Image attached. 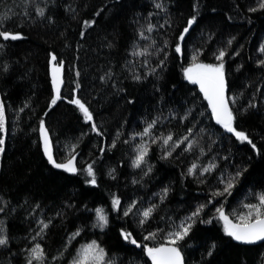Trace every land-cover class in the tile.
Segmentation results:
<instances>
[{"label": "trees", "instance_id": "trees-1", "mask_svg": "<svg viewBox=\"0 0 264 264\" xmlns=\"http://www.w3.org/2000/svg\"><path fill=\"white\" fill-rule=\"evenodd\" d=\"M259 3L0 0V27L24 37L5 42L0 51L6 128L5 151L0 153V228L8 240L0 246V264H27L28 251L36 243L44 250L45 264H72L78 251L93 241L110 264H152L143 245H166L169 234L187 223L192 224L189 235L179 242L184 264H264V242L237 243L225 234L216 213L223 207L235 223L247 213L245 205L258 204L264 194V9ZM39 8L43 16L36 14ZM194 15L196 22L179 41ZM85 21L91 26L85 27ZM149 24L154 26L151 32ZM177 43L181 53L175 51ZM221 50L233 126L255 143V150L216 123L200 86L184 77V69L194 62L219 64ZM50 54L64 61V99L51 108ZM74 94L89 107L92 122H85L68 102ZM157 118L152 136H188L194 147L185 151V142L164 158L161 142L144 137L146 162L133 167L142 142L136 134ZM41 120L54 159L64 163L74 156L76 173L48 162ZM193 164L197 167L189 174ZM213 164L210 172L201 174ZM88 165L93 166L95 185L88 183ZM237 171L241 175L234 179L231 193L215 195ZM114 197L121 202L120 210L113 208ZM153 205L141 225L139 213ZM201 205L203 211L189 221ZM97 209L108 219L103 229L94 227ZM41 222L48 228L38 236ZM122 231L141 246L126 241ZM150 234L154 238L145 239Z\"/></svg>", "mask_w": 264, "mask_h": 264}, {"label": "snow or ice", "instance_id": "snow-or-ice-1", "mask_svg": "<svg viewBox=\"0 0 264 264\" xmlns=\"http://www.w3.org/2000/svg\"><path fill=\"white\" fill-rule=\"evenodd\" d=\"M156 8H162V4L156 3ZM259 9H264V0H260ZM258 9H250V11H256ZM36 14L38 16L44 15V9L39 8L37 9ZM196 22V16H192L187 21V26L183 29L182 33L178 37L179 41H183L185 39V34L189 32V29L192 25ZM85 27H90L91 22L85 21ZM153 25L149 24L147 31L151 32L153 30ZM81 35L83 36L84 33L82 32ZM141 38L146 39L144 37L143 32L140 33ZM23 35L21 32H13L0 27V51H3L5 47V42H15L18 40L23 39ZM231 43V41H229ZM175 51L177 53L182 52V48L180 43H177L175 46ZM264 52V48L261 49ZM134 55H143L144 52L142 51H135ZM225 56V52L221 50L219 54L216 56V59L220 61L219 64H204V63H193L189 67L184 69V77L189 82L193 84H198L200 86V91L204 94L205 99L208 100L209 106L212 110L213 117L216 120L217 124H220L227 132L233 133L235 137L241 142H247L252 146L255 150L256 145L249 139V137L243 132L238 131L234 126L235 116L233 114V110L230 107V101L226 98L225 95V73H224V64L223 58ZM193 60H196V56L193 57ZM51 65L50 74H51V85L53 90V96L50 100L49 107H53L57 104L58 101L64 99L61 94V88L64 83L63 79V68H64V61L58 59L56 54H50V61ZM163 63V61H161ZM260 63L264 65V60H261ZM7 70V69H5ZM152 71H155L153 69ZM79 75V73H77ZM141 77L135 76L134 79L139 80ZM103 80L104 78L101 77ZM79 88V84L76 85ZM69 103L75 105L79 111L83 114V118L85 122H92L93 121V114L89 110V107L86 106L84 102L81 101L75 94L71 99L68 100ZM234 103V101H232ZM22 110V109H21ZM159 118L152 120L147 126L144 128L142 133H137L136 135L141 137L142 142L136 148V156L135 159L132 161V166L139 168L142 164L146 162V157L148 155V146L147 142L143 139L144 137H152V143H156L157 140L161 142V147L164 148V158H167L172 154L173 151L177 147H180L181 144L187 142V147L184 149L185 151H191L194 147L192 141L189 140L188 136H185L183 140H174L173 134L169 133L167 135H161L160 137L152 136V130L154 126L158 123ZM92 131H97V125L95 123L91 124ZM6 131L5 128V105L0 103V153L5 151V139L3 133ZM191 129H189V133H191ZM39 132L42 142V147L45 156L48 159V162L53 165V167L57 169H63L69 173H76L78 170L74 164L75 157L68 159L64 163L57 162L54 159L51 143L49 139V131L45 126L44 120L40 121ZM99 134V133H98ZM127 142V141H126ZM197 165L193 164L191 168H189V174H192L194 169H196ZM215 165H210L203 169L202 173L210 172ZM151 171V169H149ZM86 173L88 177L91 179L88 183L95 185L96 184V177L95 172L93 170L92 165H88L86 169ZM147 175V173H145ZM241 175L240 171H237L235 177L229 179L225 184L223 192H217L215 195H224L230 194L231 189L233 188V181L236 177ZM167 190L164 191L161 199L166 197ZM259 203L258 204H247L245 207L248 209L246 214L239 215L237 217V222H233L232 219L229 218L227 214H225L223 207L217 208L216 213L218 214V219L223 222L224 232L226 235L232 237L234 240L244 243V244H254L260 241H264V194L259 195L258 197ZM210 203V202H209ZM113 208L115 210H120V200L118 198H113L112 200ZM135 206V202L132 206L124 210V215H129L132 212L133 207ZM204 205H201L197 208L195 212L192 213V216L188 218L189 221L193 220V218L198 217L200 213L204 209ZM155 205L152 207L147 208L142 213L143 219L140 220V224H144L145 221L151 216L152 212L154 211ZM2 211V209H0ZM96 217L97 223L94 224V227H99L103 229L107 226L108 219L107 216L104 214L103 209L96 210ZM203 222V221H202ZM210 223L211 221H207ZM42 223V227L40 232L37 235H42L45 229L48 228L47 223ZM192 224L187 223L182 224L176 231L169 234L167 237V244L161 245L160 247H148L147 245H143L144 251L147 256L151 259L152 264H184V258L181 254V249L179 247V242L183 241L185 237L189 235L191 230ZM75 235H79L77 232ZM121 236L130 243L137 245L140 247L141 245L137 244V241L132 238V234L129 232H121ZM75 238V236H73ZM154 238V234H150L146 236L145 239ZM8 240L6 235L3 233V229L0 228V246L7 245ZM214 247V245H213ZM211 255V252H209ZM45 253L44 250L41 248L39 243H36L34 247H32L28 251V259L27 264H45ZM55 259V257L53 258ZM72 264H110V262L105 261V251L103 248L99 247L95 241L90 244L84 245L77 253V256L73 259Z\"/></svg>", "mask_w": 264, "mask_h": 264}, {"label": "water", "instance_id": "water-1", "mask_svg": "<svg viewBox=\"0 0 264 264\" xmlns=\"http://www.w3.org/2000/svg\"><path fill=\"white\" fill-rule=\"evenodd\" d=\"M234 240V239H233ZM236 241V240H235ZM237 243H240V242H238V241H236ZM262 242H264V241H260V242H257V243H254V244H259V243H262ZM240 244H244V243H240ZM254 244H245V245H254Z\"/></svg>", "mask_w": 264, "mask_h": 264}, {"label": "rangeland", "instance_id": "rangeland-1", "mask_svg": "<svg viewBox=\"0 0 264 264\" xmlns=\"http://www.w3.org/2000/svg\"><path fill=\"white\" fill-rule=\"evenodd\" d=\"M223 228H224V226H223Z\"/></svg>", "mask_w": 264, "mask_h": 264}]
</instances>
